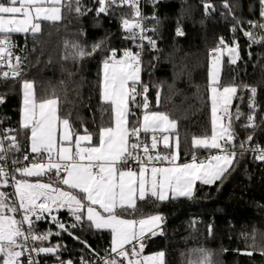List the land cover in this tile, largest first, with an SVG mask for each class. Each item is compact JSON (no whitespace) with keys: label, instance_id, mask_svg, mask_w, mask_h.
<instances>
[{"label":"trees","instance_id":"obj_1","mask_svg":"<svg viewBox=\"0 0 264 264\" xmlns=\"http://www.w3.org/2000/svg\"><path fill=\"white\" fill-rule=\"evenodd\" d=\"M64 3L61 21L44 22L35 37L14 35L26 37L30 50L22 78L0 77V94L4 97L1 112L8 117L10 128L16 130L13 134H17L20 144L19 152H11L12 160L20 161L23 154H32L27 147L28 134L19 121L23 79L33 82L38 99L49 98L53 93L59 97V114L68 117L78 132L86 127L95 133L110 122V113L105 111L107 106L99 95L100 65L112 49L119 56L132 48L134 40L125 39L128 33L122 27L123 18H133L132 10L127 6L113 7L108 14L97 16L99 5L95 0H82L91 11L79 15L74 11V0L72 11L69 1ZM205 4L211 7L206 9ZM261 6L260 0H149L144 7L148 34L155 47L147 43L140 57L141 83L149 88L151 110L165 112L177 121L181 161L208 152L193 149L191 141L193 137L211 134L209 49L216 47L221 38L229 47L239 46L235 64L223 55L220 73L221 87L235 85L238 89L230 112L243 113L233 121L237 136L233 166L212 185L197 183L192 198H170L164 202L150 199L138 203L134 213L124 214L134 219L161 214L162 234L145 238L143 254L163 251L166 264H180V255H185L181 264H189L198 248L212 252L218 261L214 264H264V161L255 159V154L246 148L264 144V44L254 43L244 35L250 31L260 41L249 22L256 19L264 23ZM178 30L182 35L177 34ZM101 41L104 43L96 54L82 60L65 59L72 53V44L90 50ZM251 87L257 89L255 127L246 128L243 125L253 112L249 106ZM248 136L251 141L246 139ZM241 142L245 145L243 150ZM52 216L67 230L62 231ZM34 227L37 234L53 233L43 242L36 241L37 247L59 246L55 254L41 253L45 262L74 264L82 259L99 264V259L109 254L110 232L95 229L85 218L77 222L67 208L53 210L51 215L36 221ZM57 232L60 234L55 235ZM248 251L253 254H242Z\"/></svg>","mask_w":264,"mask_h":264},{"label":"snow or ice","instance_id":"obj_2","mask_svg":"<svg viewBox=\"0 0 264 264\" xmlns=\"http://www.w3.org/2000/svg\"><path fill=\"white\" fill-rule=\"evenodd\" d=\"M71 2L69 0V11L73 10ZM74 3V11L79 15L91 11L82 0H74ZM95 3L99 5L97 16L108 14L113 7H129L133 18L122 19V27L128 33L125 39H147L155 47V41L144 34L139 0H95ZM260 3V15L264 16V0ZM224 6L229 7L227 3ZM64 7V0H0V77L16 80L23 75V62L27 57L15 54L17 45L13 36L35 37L42 31L44 22L62 20ZM210 7L205 4L206 9ZM249 23L264 30V23ZM177 34L182 35V32L178 30ZM244 35L252 38L254 43L264 42V35L260 41H256L250 31H245ZM103 43L93 44L90 50L72 44V53L65 59L82 60L92 56L101 50ZM68 46L66 43L65 47ZM138 47L142 49L143 45ZM238 49V44L229 47L221 38L219 46L209 53L211 134L193 137L191 143L193 149L208 150L210 154L204 158L193 154L191 161L184 163L178 162L177 121L165 112L151 110L147 96L149 88L141 83L140 52L126 49L118 56L117 50L112 49L102 60L99 95L101 103L107 106L105 111L110 113V122L108 126H100L95 133L85 127L80 134L68 117L59 114V97L53 93L49 98L38 99L33 82L23 79L20 126L30 134L34 158L30 166L10 169L8 154L19 152L20 144L17 134H13L16 130L0 129V189H4L0 190V264H37L32 253L55 254L58 251V245L34 246L36 241L43 242L53 235L50 231L37 234L34 226L46 213L51 215L54 208H67L77 222L86 215L95 229L110 232L109 254L101 257L99 264H166L163 251L143 254L145 238L162 234L163 217L157 214L129 219L124 214L134 213L137 201L149 197L160 202L170 198H192L197 182L212 185L233 166L237 156L233 121L239 120L243 113L237 110L233 115L230 112L238 89L235 85L221 87L220 69L225 50L230 62L235 64L239 59ZM248 90L253 112L247 116L248 123L243 125L246 128L255 127L257 92L255 87ZM137 97H142V104L137 102ZM0 103H3L2 98ZM133 106L143 110L141 118L130 119L135 117ZM246 139L251 141L252 137ZM161 145L168 151H161ZM244 147L241 142L240 148L243 150ZM211 150L217 151L211 154ZM252 151L256 153L255 159L264 161V147ZM28 159L29 156L24 155V160ZM11 163L18 165L19 161L12 160ZM16 174L22 178H17ZM43 177L48 180L45 182L41 179ZM29 178L36 180L33 182ZM8 187L13 191L7 192ZM52 220L62 231L67 230L55 216ZM199 253V259L190 261V264H213L210 252L199 249ZM242 254L251 256L253 253ZM82 264L91 262L82 261Z\"/></svg>","mask_w":264,"mask_h":264},{"label":"built area","instance_id":"obj_3","mask_svg":"<svg viewBox=\"0 0 264 264\" xmlns=\"http://www.w3.org/2000/svg\"><path fill=\"white\" fill-rule=\"evenodd\" d=\"M64 1H69V0H64ZM148 3H149V0H139V7H140V11H141V14H142V17H143L142 23H143V26L145 28V33L144 34H145L146 37H149V38L152 39V37L148 34V27H147V24H146L147 16L144 13V7ZM252 24H262V23H260L256 19H254L252 21ZM254 31L256 32L258 39L261 40V36L264 35V30H261L260 28L254 27ZM13 39H14V42L16 43V45H17V48L14 50L15 54L16 55H20L21 57H28V54H29L30 50H29V46H28V40L26 39V37H13ZM147 43H148L147 39H145L143 41H140L137 38L136 40H134V44H133L131 49H132L133 52H140V57H141V55L143 53V50H144V47H145V45ZM260 43L264 44V42H260ZM140 44L143 45L142 49L140 47H138V45H140ZM217 46H219V43L216 45V47ZM216 47H214V48H216ZM214 48L209 49V52H211V50L214 49ZM26 62H27V59L24 60V62H23V70L25 68ZM0 98H2V100L4 101V97H3L2 94H0ZM137 102L142 104V97H137ZM1 105H2V103H0V129H11L10 125H9V122H8V117L4 116L2 114V112H1ZM133 111L135 112V117H133V119L140 118L142 109H138V108H135L133 106ZM257 147H264V144H257V145L251 146V147L247 146L246 148H249L248 150L256 155V153L253 152L252 149L257 148ZM216 151L217 150H211V154H215ZM10 154H11V152L8 154V165H9L10 169L12 167H18V166H24V165H28L29 166L31 164V162L33 161V158H34V154H31V155L27 154L29 156V159L27 161H25L24 160V155H26V154H23V156L21 157V159L19 161V164L18 165H12V163H11L12 159H11ZM209 154L210 153L208 151L207 153L202 154L198 158H204L205 156H207ZM132 167L135 168L136 165L133 164ZM12 191H13L12 187H8L7 188V192H12ZM48 215L49 214H47V213L45 214V216H48ZM25 227H27V226H25ZM34 246L37 247L35 244H34ZM32 255H33L34 259L36 260L37 264H54L53 262H45L43 260V258H42L41 253L38 254V255L36 253H32ZM82 261H83L82 259H79L78 262H76L74 264H82Z\"/></svg>","mask_w":264,"mask_h":264},{"label":"rangeland","instance_id":"obj_4","mask_svg":"<svg viewBox=\"0 0 264 264\" xmlns=\"http://www.w3.org/2000/svg\"><path fill=\"white\" fill-rule=\"evenodd\" d=\"M261 11H262V6H261ZM261 16V15H260ZM261 18L262 19H264V16H261ZM14 37V36H13ZM130 50H132L131 48H129ZM126 50V49H125ZM226 51V50H225ZM225 54V53H224ZM210 60H211V57H210V55H209V57H208V74H209V68H210ZM222 60H223V56L221 57V68H222ZM220 73H221V69H220ZM101 78H102V63H101V65H100V80H101ZM30 81V80H29ZM32 82V81H31ZM208 83H209V75H208ZM21 84H22V82H21ZM210 95H211V93H210V91H209V86H208V98H209V102H210V114H211V99H210ZM21 97H22V88H21ZM22 101H23V97H22ZM20 111H21V103H20ZM143 111V110H142ZM142 111H141V115L140 116H142ZM226 122V121H225ZM30 166V165H29ZM147 216H150V215H147ZM147 216H144V217H147ZM85 217H86V215H85ZM141 218H143V217H141ZM129 219H131V218H129ZM261 241V240H260ZM257 242V244L258 245H260V243L261 242ZM199 249H204V248H198V250H195L196 252H195V256H194V259L192 260V261H195V260H197V259H199V255H200V253H199ZM193 252V251H192ZM192 252L191 253H189V254H192ZM208 252H210V251H208ZM211 254H212V261H213V264L214 263H216V262H218L217 261V257H215V255H213V253L212 252H210ZM217 253V252H216ZM216 253H214V254H216ZM153 254H155V253H153ZM144 255H146V254H144ZM148 255H152V254H148ZM184 257V258H183ZM183 257H181V255L179 256V263L181 264V261H182V258H183V260L185 261V255L183 256ZM190 264V263H189Z\"/></svg>","mask_w":264,"mask_h":264},{"label":"crops","instance_id":"obj_5","mask_svg":"<svg viewBox=\"0 0 264 264\" xmlns=\"http://www.w3.org/2000/svg\"><path fill=\"white\" fill-rule=\"evenodd\" d=\"M22 103H23V101H22V97H21V111H20V116H19V121L21 122V113H22ZM154 111H156V110H154ZM142 116H140V118H141ZM28 134V143H27V147H28V150H29V152H31V149H30V139H29V133H27ZM80 134H83V131L82 132H80ZM143 135L144 134H142V137H143ZM160 150L161 151H163V152H166V151H168V150H165V149H163V147H162V145H161V147H160ZM174 150V149H173ZM191 161V159H187V160H183V161H181V160H179L178 162L179 163H184V162H190ZM166 163V162H165ZM18 178H22V177H18ZM31 181H33V182H35V180H36V178H29ZM42 180H44L45 182L48 180V178L47 177H43V178H41ZM197 183H199V182H197ZM62 187H65V189H66V186H62ZM67 190V189H66ZM179 198V197H178ZM150 199H154V198H151V197H149L148 199H146V200H150ZM146 200H144V201H146ZM144 201H137V204L138 203H140V202H144ZM56 208H54L53 210H55ZM158 213H153V214H149L150 216L151 215H157ZM160 216H161V214H159ZM147 216V215H146ZM142 217H144V216H142ZM148 217V216H147ZM125 218H130V217H125ZM85 219H86V217H85ZM131 219H133V218H131ZM140 219V218H139ZM87 220V219H86ZM163 222V221H162ZM162 225V224H161ZM94 227V226H93ZM95 228V227H94ZM110 247H111V244H110Z\"/></svg>","mask_w":264,"mask_h":264},{"label":"water","instance_id":"obj_6","mask_svg":"<svg viewBox=\"0 0 264 264\" xmlns=\"http://www.w3.org/2000/svg\"><path fill=\"white\" fill-rule=\"evenodd\" d=\"M224 55H225V58L230 59L226 51Z\"/></svg>","mask_w":264,"mask_h":264}]
</instances>
